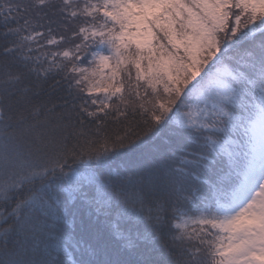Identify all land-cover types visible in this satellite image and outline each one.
Wrapping results in <instances>:
<instances>
[{
	"label": "snow or ice",
	"instance_id": "6c2138e0",
	"mask_svg": "<svg viewBox=\"0 0 264 264\" xmlns=\"http://www.w3.org/2000/svg\"><path fill=\"white\" fill-rule=\"evenodd\" d=\"M0 264H264V0H0Z\"/></svg>",
	"mask_w": 264,
	"mask_h": 264
}]
</instances>
